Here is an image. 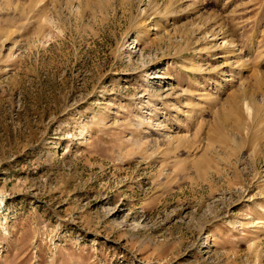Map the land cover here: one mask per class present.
Masks as SVG:
<instances>
[{
    "label": "rangeland",
    "instance_id": "374dc122",
    "mask_svg": "<svg viewBox=\"0 0 264 264\" xmlns=\"http://www.w3.org/2000/svg\"><path fill=\"white\" fill-rule=\"evenodd\" d=\"M0 264H264V0H0Z\"/></svg>",
    "mask_w": 264,
    "mask_h": 264
},
{
    "label": "bare ground",
    "instance_id": "6f19581e",
    "mask_svg": "<svg viewBox=\"0 0 264 264\" xmlns=\"http://www.w3.org/2000/svg\"><path fill=\"white\" fill-rule=\"evenodd\" d=\"M189 114V113H188ZM188 116V115H187Z\"/></svg>",
    "mask_w": 264,
    "mask_h": 264
}]
</instances>
